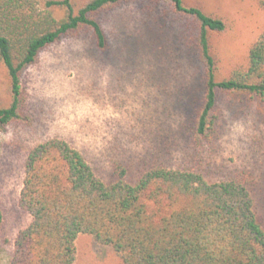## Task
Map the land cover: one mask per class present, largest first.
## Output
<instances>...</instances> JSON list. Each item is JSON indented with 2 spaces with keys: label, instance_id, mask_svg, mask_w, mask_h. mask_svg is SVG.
Masks as SVG:
<instances>
[{
  "label": "trees",
  "instance_id": "obj_1",
  "mask_svg": "<svg viewBox=\"0 0 264 264\" xmlns=\"http://www.w3.org/2000/svg\"><path fill=\"white\" fill-rule=\"evenodd\" d=\"M129 1L0 0V69L7 85L0 131L29 120L22 76L40 53L83 32L106 49L100 14ZM157 1L192 20L184 36L204 67L201 85L181 90L178 135L191 148V162L154 163L132 179L117 163L105 181L66 139L38 143L27 154L19 197L31 222L18 233L10 264H75L76 239L84 233L111 246L123 264H264V226L252 184L245 172L225 174L213 159L222 133L219 94L246 95L264 106V30L249 47L246 67L220 78L212 35L225 31L224 19L186 0ZM2 223L0 209V232Z\"/></svg>",
  "mask_w": 264,
  "mask_h": 264
},
{
  "label": "rangeland",
  "instance_id": "obj_2",
  "mask_svg": "<svg viewBox=\"0 0 264 264\" xmlns=\"http://www.w3.org/2000/svg\"><path fill=\"white\" fill-rule=\"evenodd\" d=\"M186 2L226 23L225 31L212 35L219 77L245 68L249 47L264 30L263 0ZM100 17L106 49H99L88 32L68 36L44 49L23 73L29 120L0 131V264H10L16 237L31 222L19 197L27 154L38 143L53 136L66 139L105 181L117 163L132 179L154 163L191 162V148L178 135V118L181 90L200 84L204 68L184 36L192 20L157 0L124 2ZM6 88L0 69V99ZM216 113L222 133L214 165L225 174L245 172L264 226V106L246 95L220 93ZM204 147L212 151L209 144ZM76 249L75 264H123L111 246L90 234L77 237Z\"/></svg>",
  "mask_w": 264,
  "mask_h": 264
}]
</instances>
